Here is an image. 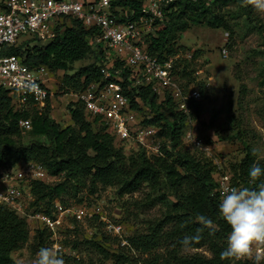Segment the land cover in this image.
<instances>
[{
  "label": "trees",
  "instance_id": "16d2710c",
  "mask_svg": "<svg viewBox=\"0 0 264 264\" xmlns=\"http://www.w3.org/2000/svg\"><path fill=\"white\" fill-rule=\"evenodd\" d=\"M145 1H124L115 8L130 10L133 13L131 18L135 19L142 14ZM231 5L237 7L247 27L263 33L254 11L243 0H176L170 5V13L160 23L156 35L146 38V51L162 63L175 59L181 48L178 47L179 39L190 29L191 23L230 30L228 19L219 10ZM55 31L53 40L29 39L8 48L6 54L20 57L32 69L44 67L51 74L64 72L63 84L70 86L74 93L82 92L92 83L102 82L103 70L109 60L102 45L93 43L100 31L87 29L81 21L71 17L60 19ZM31 43L35 45L30 47ZM91 57L95 58L92 65L80 68L73 75L67 74L73 71L74 64ZM121 66L120 61L115 63V69ZM190 66H182L179 59L174 63V75L185 95L191 88L186 90L181 80L191 78ZM134 75L131 69H126L125 86H134ZM203 86L199 90L201 101L188 102L190 114L180 110L179 101L168 89L163 97H159L152 86H137L126 92L132 110L140 115L141 123L158 129L161 147L158 154L152 155L142 147H135L136 151L128 149L130 152L126 154V145L119 142L99 118L91 117L79 101L68 105L72 124L63 127L51 117L50 100L40 114L33 105L20 106L13 91L0 88V177L21 164H41L56 182L31 181L28 184L34 199L31 207L49 216L53 215L57 202L66 207L81 206L86 203L84 194L93 199L101 188L107 189L116 183L120 184L121 196L149 188L148 201L153 206L161 204L162 216L149 223L144 231L128 237L129 247L122 248L120 239L106 232V235L102 233L91 238L77 234L78 239L71 242L73 250L93 249L104 261L112 264H135L138 262L135 252L148 255L144 264H256V261L221 258L229 231V226L218 215L222 174L214 160L202 150L200 155H195L185 145L188 129L194 123L201 125ZM25 120L32 123V130L27 133L21 128V122ZM238 136L236 134L235 138L239 139ZM27 137H31L28 143L25 141ZM254 164L260 163L250 150L240 163L231 165L233 186H256L249 182L248 175ZM201 214L213 219L215 233L204 229L195 246L184 248L180 241L185 235H195L202 227L196 220ZM92 221L97 226H104L99 218ZM29 242L27 218L7 205H0V264H16L13 253ZM50 244V233L39 226L34 232L33 250L39 251ZM66 244L70 245L69 241ZM158 249H164L166 253L163 256L156 254ZM186 249H206L210 256L198 252L184 255ZM66 260L67 264H85L83 260L71 257Z\"/></svg>",
  "mask_w": 264,
  "mask_h": 264
},
{
  "label": "built area",
  "instance_id": "2783aa9c",
  "mask_svg": "<svg viewBox=\"0 0 264 264\" xmlns=\"http://www.w3.org/2000/svg\"><path fill=\"white\" fill-rule=\"evenodd\" d=\"M133 0H4L0 2V88L13 91L20 106L33 105L39 113L53 97L47 80L50 75L44 67L32 69L18 56L6 54V50L23 42L39 39L50 41L56 37V27L60 19L71 17L83 23L87 29H98L100 35L93 43L102 45L109 63L103 70V80L92 83L82 92L72 93L76 101L85 106L86 112L93 118H99L108 131L129 149L142 147L149 155L158 154L161 142L157 138L158 129L141 123L140 115L131 108L130 98L126 94L133 87L152 86L159 97L165 90L179 101L180 110L190 114L189 101H201L200 91L191 89L183 94L174 75V63L177 57L164 63L146 51L145 40L156 35L157 29L170 13V5L176 0H146L142 14L132 19V12L115 5ZM197 2L199 0H188ZM225 58L228 56L225 54ZM122 66L115 69V63ZM131 69L136 82L133 87L125 86L124 74ZM200 73L197 72V75ZM131 82V81H130ZM24 133L32 130L30 120L21 122ZM199 124H192L186 133V140L195 149L204 151L199 140ZM131 148V149H132ZM207 149V148H205ZM209 151V149H208ZM51 177L39 163L21 164L14 170L3 173L0 177V205H7L32 221L36 226L50 233L52 250L59 256L70 254L62 244L59 235L65 232V226L76 229L78 224H85L99 218L104 224L107 235L119 238L122 248L129 247L128 237L121 223L111 222L101 207H92L85 203L81 206L66 207L55 203L53 215L36 212L30 206L34 201L28 184L31 181L51 182ZM22 183H25L22 185ZM231 180L225 176L219 179L221 199L226 190L233 188ZM37 227V228H38ZM36 228V229H37ZM34 229V231L36 230ZM264 258V242L253 246V251L242 261H256Z\"/></svg>",
  "mask_w": 264,
  "mask_h": 264
},
{
  "label": "rangeland",
  "instance_id": "374dc122",
  "mask_svg": "<svg viewBox=\"0 0 264 264\" xmlns=\"http://www.w3.org/2000/svg\"><path fill=\"white\" fill-rule=\"evenodd\" d=\"M2 1L4 0H0ZM219 12L228 19L230 30L213 29L203 23H191L190 29L179 39L178 47L181 48L178 59L182 66L190 64V71L193 73L190 79L181 80V85L186 90L191 88L198 91L205 86L199 125V140L204 145L203 152L214 160L223 176L232 180L231 165L240 163L250 150L257 162L264 165V15L254 12L263 30L260 34L246 26L236 6L231 5L220 9ZM33 45L35 43H31L30 47ZM225 54L227 58L224 57ZM94 62L95 58L91 57L76 63L73 65V71L67 74L73 75L80 68ZM197 72L200 74L197 75ZM63 77L64 72L50 73L48 85L52 89L53 102H57L56 115L51 117L66 127L72 124L69 119L71 117L67 118L68 105L75 101V98L72 95L74 90L63 84ZM31 108L33 107H28ZM53 110L54 108L51 114ZM236 134L240 135L239 139L235 138ZM30 140L31 137L25 138L26 143ZM185 145L195 155H200L201 151L193 148L186 138ZM128 149L124 148L126 154L130 152ZM131 150L136 151L137 148ZM55 182L56 179L52 178L49 183ZM119 189L120 184L116 183L107 189L101 188L93 199L87 198L85 194L84 198L92 207H101L111 222L121 223L125 229L124 236L130 237L138 231H144L149 223L162 216L161 204L153 206L148 201L149 188L145 187L138 193L124 196L119 194ZM36 225L35 221L29 225L30 242L13 253L16 264H35L38 259L39 251L32 248L34 229L38 227ZM69 227L70 225L65 226V232L59 235V239L70 254L71 251L77 254L76 257L72 256V259L83 260L85 264H112L104 261L93 249L85 248L84 252H80L73 250L71 246V242L78 239L77 234L82 238L105 234L104 226L87 221L85 224H78L76 229ZM67 241L70 245L66 244ZM47 247L52 249L51 244ZM197 252L206 257L210 256L206 249H186L184 255ZM155 253L163 256L166 252L164 249H158ZM134 254L138 261L135 264H144L148 257L140 252ZM60 257L64 264H67L69 255L63 254Z\"/></svg>",
  "mask_w": 264,
  "mask_h": 264
},
{
  "label": "clouds",
  "instance_id": "9594fccd",
  "mask_svg": "<svg viewBox=\"0 0 264 264\" xmlns=\"http://www.w3.org/2000/svg\"><path fill=\"white\" fill-rule=\"evenodd\" d=\"M258 15H264V0H243ZM249 182L255 187H233L226 190L218 205V215L229 226L226 247L222 259L237 260L248 257L253 246L264 242V166L254 164L249 169ZM196 220L202 226L195 235H185L180 241L184 248H191L201 240V233L209 229L215 233L213 219L198 215ZM35 264H64V260L51 248L43 247L37 253ZM256 264H264V258L257 256Z\"/></svg>",
  "mask_w": 264,
  "mask_h": 264
},
{
  "label": "crops",
  "instance_id": "0c3cea01",
  "mask_svg": "<svg viewBox=\"0 0 264 264\" xmlns=\"http://www.w3.org/2000/svg\"><path fill=\"white\" fill-rule=\"evenodd\" d=\"M48 83H49V78H48V80H47V84H48ZM48 87H49V89L52 91V89H51V87H50L49 85H48ZM50 101H51V107H52V109L54 108V110L52 111L51 116H53V115L55 116V115H56L55 112H56V108H57V107H56V106H57V102H55V100H54V102H53L52 98H51ZM63 116H64V115H63ZM57 117H58V115H57ZM68 117H71L69 113H68V115H67V118H68ZM52 118H53V117H52ZM69 119H71V118H69Z\"/></svg>",
  "mask_w": 264,
  "mask_h": 264
}]
</instances>
